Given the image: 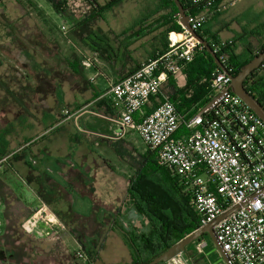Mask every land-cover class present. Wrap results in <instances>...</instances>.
Masks as SVG:
<instances>
[{
  "label": "crops",
  "instance_id": "0c3cea01",
  "mask_svg": "<svg viewBox=\"0 0 264 264\" xmlns=\"http://www.w3.org/2000/svg\"><path fill=\"white\" fill-rule=\"evenodd\" d=\"M98 1L101 7H105L110 0ZM240 1L225 0L222 6H233L232 9L236 10L235 6ZM156 11L151 17L144 19L149 28L154 26L159 17ZM230 11L226 15L220 13L212 17L203 26V33L207 37L216 36L220 41L232 43L240 38L236 42L238 52L247 46L253 51L259 49L264 44L262 15L252 22L242 23L239 17L233 15L234 10ZM102 22L103 19H100L98 26L101 34L108 38L112 53L98 58L99 65L95 64L93 67L94 74L88 76L84 69L91 86L76 82L70 68L74 59L65 58L67 76L60 82L67 85V95L61 105H58L56 96L58 86L54 77H51L53 65L49 59L54 54L21 52V68L12 64L11 58L0 56V154L11 155L9 163L0 174V204L5 222L8 221L7 212L11 215L16 205H20L18 214H22L19 219L21 231L32 241L41 242L43 246H38L44 248L40 250H46L45 246H49L53 252L55 250L60 254L61 251H66L64 242L72 241L77 244L76 252L84 250L94 264H106L103 252L108 242L115 241L123 245L127 255L121 259L112 258L107 263L131 264L134 251L116 224L123 209L112 201L105 200L100 193L101 176L98 173L102 171V178L105 180L106 173H112L113 166L100 155L91 159L94 152L91 149L76 154L74 145L81 138L74 133V124L89 115L96 116L107 122L108 129L104 128L103 131L114 134L118 125L113 120L120 116V111L109 94L111 86L133 74L156 53L164 51L169 42L168 37L163 41L155 38L161 31L148 33L140 39L113 31L116 24L103 26ZM178 22L181 24V18ZM108 28L109 32L106 31ZM26 41L35 43L29 39L22 40L24 43ZM44 71H50L47 78L50 85L39 82L38 77H44ZM182 73L163 84L161 94L149 104L152 106L151 112L166 97L171 96L173 90L170 92V89L174 82L178 87L185 86L186 79L181 78ZM28 74L35 77L36 84H27ZM190 115L191 112L184 116ZM131 132L136 131L128 134ZM104 133L96 136L106 142L111 136ZM16 158L19 161L14 163ZM123 205L127 206L126 200ZM38 210H42L43 218L36 224ZM12 217L16 218L11 215L9 220ZM32 219L34 228L31 227ZM210 243L205 264H225L220 262V254L214 251V244ZM214 253H218L220 257H214ZM63 257H58L59 262L56 264H69L67 260H62ZM213 258L216 260L214 263Z\"/></svg>",
  "mask_w": 264,
  "mask_h": 264
},
{
  "label": "built area",
  "instance_id": "2783aa9c",
  "mask_svg": "<svg viewBox=\"0 0 264 264\" xmlns=\"http://www.w3.org/2000/svg\"><path fill=\"white\" fill-rule=\"evenodd\" d=\"M223 1L191 0L193 13L187 14L191 29L181 24V31L169 33L165 53L111 86L109 94L120 116L113 120L118 129L110 139L120 140L136 131L147 148L156 150L161 165L179 177L192 197L202 227L239 207L214 226L217 241L232 264H264V122L230 89L231 76L219 68L211 82L214 103L197 114L182 115L168 97L144 113L152 98L161 94L163 84L204 48L192 31L198 33L221 12ZM209 45L217 54L232 41L212 40ZM220 59L224 64L225 56ZM182 128L185 133L178 136ZM10 159L11 155L0 154V173ZM36 214L37 224L42 210ZM210 244L203 238L195 245L193 257L183 253L166 264H195L194 258L205 256ZM76 258L94 264L82 250Z\"/></svg>",
  "mask_w": 264,
  "mask_h": 264
},
{
  "label": "rangeland",
  "instance_id": "374dc122",
  "mask_svg": "<svg viewBox=\"0 0 264 264\" xmlns=\"http://www.w3.org/2000/svg\"><path fill=\"white\" fill-rule=\"evenodd\" d=\"M56 1L62 2L61 5L64 11L61 14L57 13L47 0H4L1 2L0 56L5 59L11 58L12 64L18 68L22 67L19 59L22 56H20V53H17L20 50L13 45L16 42V40L14 41L12 39L13 36L19 38L21 41L25 39L35 41L33 44L26 41V45L30 51L54 54L49 61L53 65L54 81L59 89L56 94L58 105H61L65 102V96L67 95V85H63L60 82L61 79L67 76L65 71V58L69 60L74 59V63L79 65L81 71L86 69L88 76L94 74L93 67L95 64L99 65V59L74 34L73 27L75 23L88 14L89 5L87 1ZM159 6L158 0H122L104 11V22L101 24L103 26L116 24L117 27L112 30L123 33L135 24H140L144 19L151 17ZM232 7L227 6L222 8V11L218 14L225 13L226 15L229 12L231 13L230 10H234L233 15L239 17L242 23L252 22V20H255L261 14V20L264 21V0H241L239 5L235 6L236 10L232 9ZM98 28V23L94 27H91L87 42L91 43V40L99 42L98 39L102 37V34L100 33L101 30L98 31ZM103 31H105V28ZM106 31L109 32V28ZM83 62L88 63L86 65L87 67L83 65ZM89 64L90 67H88ZM181 75V78H185L187 82L186 73L183 72ZM75 80L76 82L80 81V78L76 77ZM27 84H36L33 75L29 76ZM182 87H178L176 82H174L170 92L181 89ZM74 126V133L81 138L74 145L76 154L91 149L94 150L90 156L91 159L97 158L100 155L106 159L107 163H111L113 166L112 173L107 172L105 180L102 178V171H98L99 177L101 176L99 186L102 197L107 201H112L118 208L121 207L123 210L120 214L127 213L131 209V205L126 199L129 180L135 177L140 170L144 159L143 157L148 149L147 146L136 132H131L120 140H112L109 138L108 141L105 140L106 142H104L96 134L105 132L104 134H109L111 137L114 134L107 130L103 131L104 128L108 129L107 122L96 116L89 115L83 121L79 120ZM18 161L19 158H16L14 163ZM1 193L2 186L0 185ZM125 200L127 206L124 207ZM19 206L17 204L15 207L16 210L13 209L11 213L16 218L12 217L9 220L11 215L7 212L8 221L5 222L1 212L2 205L0 204V248L6 255L4 260L0 261V264H56L59 262L57 258L61 256H65L62 260H67L69 264H82L76 258L75 250L77 249V244L72 241L64 242V250L66 251H61L60 254L55 252V250L53 252L49 246H45L46 250H40L44 248L38 246H43L42 243L32 241L31 238L24 235L21 231L19 219L22 214H18ZM13 211H16V213ZM5 223L7 224L5 225ZM145 223V220L138 218L136 224L141 227ZM118 224L121 225L122 223ZM31 227H35L34 219L31 220ZM204 240L210 242L208 236H205ZM209 249L206 253H208ZM83 252L85 251L83 250ZM126 255L127 252L121 243L115 241L108 242L103 252L104 263L108 264L107 262H111L112 258L114 259L116 257L115 259H121ZM194 262L197 264H205L207 261L197 258L194 259Z\"/></svg>",
  "mask_w": 264,
  "mask_h": 264
},
{
  "label": "trees",
  "instance_id": "16d2710c",
  "mask_svg": "<svg viewBox=\"0 0 264 264\" xmlns=\"http://www.w3.org/2000/svg\"><path fill=\"white\" fill-rule=\"evenodd\" d=\"M3 1L0 0V3ZM47 1L57 13L61 14L64 11L61 1ZM86 1L89 5L88 14L75 23L73 27L74 34L97 58L100 56L104 57L105 54L110 55L112 49L108 38L104 34L98 39L99 42L91 40V43H89L87 40H89L91 27L97 25L98 21L104 18V11L122 0H110L105 7H101L98 0ZM158 2L160 6L156 12H158L159 17L152 28L147 27L143 21L123 32L122 35L134 36L141 39L148 33L161 31L155 38L158 41H163L164 38L168 37L169 33L181 31L182 25L178 22L180 14L175 1L158 0ZM180 2L186 14L193 13L190 5L191 0H180ZM99 30L100 28H98ZM203 32L202 27L199 29L198 34L206 39L208 43L212 40L219 41L216 36H211L210 38ZM100 33L102 32L100 31ZM12 39L16 40L13 45L20 50L17 53L30 51L26 43L22 42L19 38L13 36ZM238 40L240 38L233 41L232 45L223 49L222 52L217 53L219 59L223 55L225 56L224 65L233 76H237L244 66L264 51L263 44L255 51L247 46L243 51L238 52L236 47ZM28 42L32 43V41ZM167 49L168 45H165V50ZM164 51L156 53L152 59L163 54ZM70 68L73 70L75 78L79 77L82 84L91 86V82L85 77L84 70L81 71L78 64L72 63ZM218 70L219 67L205 48H202L196 54L191 63L184 66L182 72L186 73L187 82L181 89L173 91L169 97L178 112L182 115L191 112L190 116H192L204 109L215 98L211 82ZM43 73L44 77L40 75L38 77L39 82L50 85L51 83L47 79L50 76L48 75L50 71H44ZM51 77H54V72L51 73ZM244 86L264 106V63L245 80ZM38 90H40V87ZM154 99L155 97L152 98L151 104ZM150 105L144 108L146 115L151 112L152 106ZM135 119L136 122H139L140 115H136ZM184 133L185 129L182 128L178 136ZM143 158L142 166L137 175L129 180L127 200L131 205V209L127 213L120 215L116 220V224L125 234L127 241L134 251L131 264L150 263L174 244L202 227L201 219L195 210L192 197L184 191L179 177L161 165L158 159V152L148 148ZM138 218L146 221L141 227L136 224ZM118 223L122 224L119 225ZM198 241L189 245L184 254L193 257L195 245ZM217 255L218 253H214L213 256L216 257ZM197 258L206 261L205 256ZM215 261L213 258L212 263Z\"/></svg>",
  "mask_w": 264,
  "mask_h": 264
},
{
  "label": "water",
  "instance_id": "95a60500",
  "mask_svg": "<svg viewBox=\"0 0 264 264\" xmlns=\"http://www.w3.org/2000/svg\"><path fill=\"white\" fill-rule=\"evenodd\" d=\"M177 4L179 9V14L181 18V24L185 26L187 29H191L188 23V15L184 7L182 6L180 0H174ZM193 35L198 38L201 42L203 47L207 50V52L212 56L217 66L227 75L231 76V86L230 89L236 94L248 108H250L263 122H264V106L250 93L246 90L244 86L245 80L258 68H260L264 63V51L257 55L254 59H252L246 66L241 69L237 76H232L228 70L226 69L225 65L220 61L217 54L211 49L208 41L204 39L200 34L195 31H192ZM229 89L227 90V92ZM214 101H211L207 107H211ZM239 207H235L224 215H222L218 220L215 222L203 226L196 230L195 232L191 233L190 235L186 236L184 239L179 241L178 243L174 244L170 247L167 251L162 253L160 256L152 260L148 264H161L167 263L176 256L183 254L187 247L192 243L200 240L201 238L208 236L212 243L214 244V251L218 252L221 256L220 262H224L225 264H232L227 254L222 249V246L218 243L214 226L229 216L231 213L235 212Z\"/></svg>",
  "mask_w": 264,
  "mask_h": 264
},
{
  "label": "flooded vegetation",
  "instance_id": "af4514ba",
  "mask_svg": "<svg viewBox=\"0 0 264 264\" xmlns=\"http://www.w3.org/2000/svg\"><path fill=\"white\" fill-rule=\"evenodd\" d=\"M5 257V252L0 248V261L4 260Z\"/></svg>",
  "mask_w": 264,
  "mask_h": 264
}]
</instances>
